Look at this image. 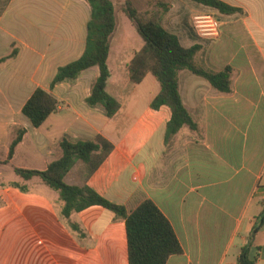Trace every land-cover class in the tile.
I'll list each match as a JSON object with an SVG mask.
<instances>
[{
    "label": "crops",
    "instance_id": "obj_1",
    "mask_svg": "<svg viewBox=\"0 0 264 264\" xmlns=\"http://www.w3.org/2000/svg\"><path fill=\"white\" fill-rule=\"evenodd\" d=\"M130 1L143 17L161 14L162 25L178 37L177 27L192 28L191 14L214 13L220 20L218 37L204 45L188 28L191 42L184 46L200 44L202 66L210 70L231 66L232 93H220L207 80L180 71L179 95L197 129L184 125L165 138L169 111L150 108L159 84L151 82L154 90L141 97L135 87L150 74L140 84L129 79V62L143 40L119 9L107 58L106 91L121 107L107 118L100 106L85 103L99 75L97 66L83 71L75 82L50 89L58 67L84 51L87 2L8 0L0 14V57L9 53L12 43L19 53L0 67V162L7 159L17 130L26 133L8 165H0L5 226L26 228L35 250L25 264H127L124 222L114 220L111 211L93 205L73 213L70 221L84 234L79 237L58 216L57 193L37 179L26 182L27 193L1 186L6 179L20 181L18 176L9 180L18 153L43 170L62 155L63 138L92 140L100 135L113 144L111 153L91 175L77 162L65 176L66 183L87 185L128 212L151 199L170 221L183 250L167 264H236L264 206V0H220L239 10L233 14L193 1L190 5L191 0ZM37 87L50 90L60 102L39 128L21 112ZM129 88L134 103L124 109L121 98ZM25 142L29 148L19 150ZM249 254L255 264H264V226L255 234Z\"/></svg>",
    "mask_w": 264,
    "mask_h": 264
},
{
    "label": "trees",
    "instance_id": "obj_2",
    "mask_svg": "<svg viewBox=\"0 0 264 264\" xmlns=\"http://www.w3.org/2000/svg\"><path fill=\"white\" fill-rule=\"evenodd\" d=\"M90 8L86 24L85 48L82 55L57 69L50 83V89L62 82H75L80 74L88 68L97 66L99 75L93 82L90 94L85 99L89 107L100 106L107 118L114 117L121 105L106 91L110 72L107 58L111 39L116 30V2L121 0H85ZM199 5L216 9L222 14L239 12L220 0H191ZM8 0L0 9V14ZM163 5V4H162ZM121 11L134 25L143 40V46L132 57L128 65L129 79L133 84H140L146 75H152L159 84V91L152 99L150 108H166L170 117L166 123L165 138L174 135L186 125L191 130L197 129L179 95V72L188 70L209 82L211 87L223 94L233 91L234 70L225 66L220 71H213L195 61V56L202 49L198 43L185 47L179 37L162 25L161 14L143 17L130 0H124ZM19 47L11 44L9 53L0 57V67L15 59ZM58 99L50 90L37 87L22 107V114L31 125L39 128L59 106ZM26 129L20 128L9 145L7 159L0 165H8L13 157L15 147L22 141ZM62 155L49 163L45 169L13 167V172L20 181L1 184L2 187L28 192L26 182L37 179L38 182L58 195L59 214L67 221L69 228L79 237L83 232L78 224L70 221L73 213L90 206L98 205L113 213L114 220H123L125 226L127 264H167L172 255H180L183 250L175 231L164 213L149 198L141 201L136 208L128 212L122 204L110 201L87 185H73L64 178L77 163L85 165L86 174L91 175L113 150V144L97 135L92 140L78 139L70 141L63 138L60 142ZM264 226V206L256 218L248 242L239 253L236 264H255L250 257V247L255 234Z\"/></svg>",
    "mask_w": 264,
    "mask_h": 264
},
{
    "label": "rangeland",
    "instance_id": "obj_3",
    "mask_svg": "<svg viewBox=\"0 0 264 264\" xmlns=\"http://www.w3.org/2000/svg\"><path fill=\"white\" fill-rule=\"evenodd\" d=\"M6 1L7 0H0V9L3 8L4 3ZM119 4H120V1L116 2V5H117L116 15L117 16H118L117 13L120 9ZM193 4L194 3H192V1H190V5H193ZM207 13H212V12L209 11ZM194 14H196V13L191 14L189 17L190 24L192 22V16ZM212 14H214V13H212ZM217 16H219V15H217ZM170 23L172 25H175L173 20H170ZM188 28L193 32L191 26ZM187 29L183 28V27H177L179 39L181 40L183 45L189 44L191 42L188 39V38H190V36L188 37V35H187L188 34L186 31ZM193 33H194V39L200 41L204 45L209 44L208 40L200 39L198 37V35H196L195 32H193ZM195 61H196V63L203 65V63H204L203 55L197 54L195 56ZM151 82H155L158 86V83L155 80V78L152 75H149L141 86L135 87L136 89H138L139 94H141V97L146 96L147 95L146 93H148V92L151 93V91L154 90L151 86ZM130 90H131V88H129L126 92H124L122 95V98H121L122 105H123L124 109H128L130 106H133V103H134ZM135 100H137V99H135ZM142 102L143 101H141L140 104H136L137 105L136 109L140 107ZM133 113H134V111H133ZM28 148H29V145L26 142L23 144H20L18 146L19 150H23V149L26 150ZM12 164L16 167H22V168L41 169V167H42L37 161L26 160L19 153L14 157ZM78 169L80 171L82 170L81 167H79ZM9 173H10L9 180L10 179H12V180L18 179L12 171H9ZM33 181H35V180H33ZM4 182L8 183L9 181H7V179H6ZM29 186L31 187L33 185H29ZM34 186H36V185H34ZM37 187H39V186H37ZM57 211H58V209H57ZM6 213H7V210L5 208V205H3V202H2V205L0 206V264H5V263H8V264H25L28 261L29 254L35 250L32 247L33 246V243H31L32 240H31V242H28L27 238H29V237H26L28 235V233L26 231V228L23 227L22 224H20L16 228L5 226ZM8 213H10V212H8ZM56 215H58V214H56ZM58 216H60V215H58ZM17 217L20 219L19 214H17ZM30 260H31V258H30ZM48 264H50V263H48Z\"/></svg>",
    "mask_w": 264,
    "mask_h": 264
},
{
    "label": "built area",
    "instance_id": "obj_4",
    "mask_svg": "<svg viewBox=\"0 0 264 264\" xmlns=\"http://www.w3.org/2000/svg\"><path fill=\"white\" fill-rule=\"evenodd\" d=\"M192 28L203 40H212L218 37L220 20L212 13H200L192 16Z\"/></svg>",
    "mask_w": 264,
    "mask_h": 264
}]
</instances>
